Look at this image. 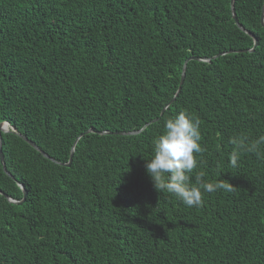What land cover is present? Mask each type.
I'll return each mask as SVG.
<instances>
[{
    "label": "trees",
    "instance_id": "1",
    "mask_svg": "<svg viewBox=\"0 0 264 264\" xmlns=\"http://www.w3.org/2000/svg\"><path fill=\"white\" fill-rule=\"evenodd\" d=\"M263 8L235 0L250 51L232 0H0V123L56 159L2 131L0 264H264V145L229 163L233 137L264 136ZM191 56L212 60L188 61L162 114ZM181 111L206 148L191 183L233 185L201 208L146 168Z\"/></svg>",
    "mask_w": 264,
    "mask_h": 264
},
{
    "label": "clouds",
    "instance_id": "2",
    "mask_svg": "<svg viewBox=\"0 0 264 264\" xmlns=\"http://www.w3.org/2000/svg\"><path fill=\"white\" fill-rule=\"evenodd\" d=\"M201 122L192 114L181 111L164 121L163 132L153 141V156L146 165L147 172L159 191L175 195L187 207L201 208L204 195L218 190L232 191L233 185L224 180L208 182L205 173L195 175V184L191 175L199 164L200 156L206 151L202 146ZM236 146L229 156V163L236 167L242 152H257L264 145V136L253 142L247 137L238 136L231 139Z\"/></svg>",
    "mask_w": 264,
    "mask_h": 264
},
{
    "label": "water",
    "instance_id": "3",
    "mask_svg": "<svg viewBox=\"0 0 264 264\" xmlns=\"http://www.w3.org/2000/svg\"><path fill=\"white\" fill-rule=\"evenodd\" d=\"M232 11H233V16H234V18H235L237 24L239 25V27H241L243 30H245V31L248 32L251 36L254 37V39H255V45H254L253 48L249 49L250 51H254V50H255V47H256V46L258 45V43H259V38L255 35L254 32H251L250 30H248L246 27H244V26L239 22V19H238V17H237L236 11H235V0H232ZM262 23H263V25H264V8H263V14H262ZM230 51H236V50H230ZM237 51H246V50H237ZM224 53H225V52H222V53H220V54H218V55H221V54H224ZM218 55H216V56H218ZM216 56H215V57H216ZM190 59H198V60H205V61H211V60H212V58H201V57H198V56H191V57H189V58L186 60V62L184 63V67H183V73H182L181 85H180V87H179V90L177 91L175 97H174L171 101H169V102L164 106V108H163V110H162V114L165 112V110L170 106V104H171V103L176 99V97L179 95V93H180V91H181V88H182V84L184 83V80H185L186 70H187V65H188V61H189ZM158 119H159V118H156V119L152 120L151 122H154V121H156V120H158ZM149 124H150V122L147 123V124H145V125L143 126V128H141V129H137V130H132V131L110 132V131H106V130H104V131H99V130H96L95 128H90V129H88L85 133L98 132V133H101V134H106V133H117V134H127V135H130V134H138V133H140L141 131H143V130H144ZM10 130H13V131L17 132L22 138H24L26 141H28L32 146H34L36 149H38V150H39L41 153H43L46 157L51 158L52 160H56L54 157H52L51 155H49V153H47L44 149H42V148H41V147H40L35 141H33L32 139L28 138L26 135H24V134H22V133L16 131V129H15L14 127H12V129H11V125H10V123H9L8 121L1 122V123H0V155H1V161H2V163H3V165H4V169L6 170V172H7L8 174L12 175L11 172H9V170L7 169V166H6V163H5L4 152H3V138H2V131L8 132V131H10ZM85 133H83V134H85ZM77 141H78V139L76 140L75 143H77ZM74 149H75V148H73V151H72V154H71V158H70V160H69L67 163H64V164L71 165V163H72V161H73ZM20 185L23 187V189H24V191H25V197H24V198H26V196H27V190H26L25 186H24L22 183H20ZM0 192H2V191L0 190ZM4 194H5V196L8 197V199H9L11 202L21 203V202L23 201V200H16L15 198L9 196V195H8L7 193H5V192H4Z\"/></svg>",
    "mask_w": 264,
    "mask_h": 264
}]
</instances>
